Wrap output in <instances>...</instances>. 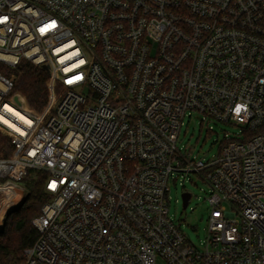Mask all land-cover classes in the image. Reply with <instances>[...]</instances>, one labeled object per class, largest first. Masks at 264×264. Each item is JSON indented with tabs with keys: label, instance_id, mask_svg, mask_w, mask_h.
<instances>
[{
	"label": "built area",
	"instance_id": "1",
	"mask_svg": "<svg viewBox=\"0 0 264 264\" xmlns=\"http://www.w3.org/2000/svg\"><path fill=\"white\" fill-rule=\"evenodd\" d=\"M22 60L49 66L41 111L7 74ZM194 113L240 128L212 159L178 145ZM0 131V221L32 170L51 195L23 264H264V0H0ZM190 173L201 247L169 216Z\"/></svg>",
	"mask_w": 264,
	"mask_h": 264
},
{
	"label": "trees",
	"instance_id": "2",
	"mask_svg": "<svg viewBox=\"0 0 264 264\" xmlns=\"http://www.w3.org/2000/svg\"><path fill=\"white\" fill-rule=\"evenodd\" d=\"M7 74L14 78L15 90L25 96L29 106L41 111L47 102L48 70L22 60L17 67L8 69ZM13 152L11 139L0 131V158L9 157ZM45 180V172L32 170L21 182L25 196L10 210L0 228V264H23L26 249L37 241L39 232L32 221L51 197L45 190Z\"/></svg>",
	"mask_w": 264,
	"mask_h": 264
},
{
	"label": "rangeland",
	"instance_id": "3",
	"mask_svg": "<svg viewBox=\"0 0 264 264\" xmlns=\"http://www.w3.org/2000/svg\"><path fill=\"white\" fill-rule=\"evenodd\" d=\"M239 130L240 128L234 124L214 121L202 123L198 115L194 113L192 117L185 118L178 145L190 150L195 159L209 160L219 153L226 135H234ZM170 188L169 216L194 245L201 247L208 237L209 218L212 211L208 201L211 192L209 183L201 174L190 173V175H179L175 181H171ZM184 192L192 195L187 208H184L182 197ZM9 212L10 209L7 210L6 216ZM3 223L0 221V228Z\"/></svg>",
	"mask_w": 264,
	"mask_h": 264
},
{
	"label": "water",
	"instance_id": "4",
	"mask_svg": "<svg viewBox=\"0 0 264 264\" xmlns=\"http://www.w3.org/2000/svg\"><path fill=\"white\" fill-rule=\"evenodd\" d=\"M43 67L48 70L49 69V66L47 64L43 65ZM182 197H183V202H184V208H187L188 206V201L189 199L191 198V194L189 192H184L182 194Z\"/></svg>",
	"mask_w": 264,
	"mask_h": 264
},
{
	"label": "bare ground",
	"instance_id": "5",
	"mask_svg": "<svg viewBox=\"0 0 264 264\" xmlns=\"http://www.w3.org/2000/svg\"><path fill=\"white\" fill-rule=\"evenodd\" d=\"M4 211V210H3ZM3 212L1 213V216H2Z\"/></svg>",
	"mask_w": 264,
	"mask_h": 264
},
{
	"label": "snow or ice",
	"instance_id": "6",
	"mask_svg": "<svg viewBox=\"0 0 264 264\" xmlns=\"http://www.w3.org/2000/svg\"><path fill=\"white\" fill-rule=\"evenodd\" d=\"M52 187H54V185H52Z\"/></svg>",
	"mask_w": 264,
	"mask_h": 264
}]
</instances>
